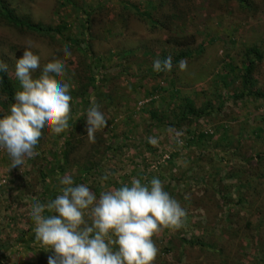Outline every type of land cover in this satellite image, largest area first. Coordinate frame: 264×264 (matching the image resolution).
<instances>
[{
    "label": "rangeland",
    "instance_id": "1",
    "mask_svg": "<svg viewBox=\"0 0 264 264\" xmlns=\"http://www.w3.org/2000/svg\"><path fill=\"white\" fill-rule=\"evenodd\" d=\"M7 1L34 23L56 26L64 20L70 25L66 43L11 27L0 18V60L8 64L14 93L19 89L16 51L28 48L40 56L41 66L53 60L66 66L71 116L84 114L92 98L113 97L106 105L98 103L107 125L95 134L102 149L116 135L115 149L102 167L110 185L96 178L85 183L99 195L133 179L147 184L157 177L186 210L182 227L164 228L153 237L158 249L154 264H264V158L261 163L257 158L264 153V0H248L245 9L234 0H181L177 15L161 0H129L144 9L155 6L152 16L166 28L129 11L124 7L128 0H73V5L66 0ZM100 3L85 29L82 9ZM169 32L194 35L188 39L195 40L190 47L195 54L184 59L185 71L176 65L161 75L153 71V61L179 52L167 42ZM251 47L259 49L262 59L250 94L236 97L244 91L243 66ZM66 49L71 53L67 58ZM186 98L201 113L191 123L179 121ZM13 102L0 83V112L6 114ZM201 131L208 134L203 141L193 135ZM59 142L58 135L45 132L39 157L15 169L0 150V264H48L53 254L35 240L30 213L37 201L48 199L40 169L53 159ZM94 142L85 137L83 149ZM76 169L65 175H79ZM241 197L244 203L238 204ZM198 238L204 247L189 243Z\"/></svg>",
    "mask_w": 264,
    "mask_h": 264
},
{
    "label": "clouds",
    "instance_id": "2",
    "mask_svg": "<svg viewBox=\"0 0 264 264\" xmlns=\"http://www.w3.org/2000/svg\"><path fill=\"white\" fill-rule=\"evenodd\" d=\"M70 55L66 49L64 57ZM40 60L28 48L15 60L19 89L8 112L0 115V150L11 169L35 158L45 132L60 135L69 128L72 96L65 82L66 66L57 60L41 66ZM177 67L185 71L186 60ZM172 69L171 56L153 61L157 73ZM8 71V64L0 60V73ZM83 115L84 132L94 142L95 134L107 125L95 98ZM57 179L58 194L46 203L37 201L30 213L35 240L53 253L48 264H154L158 249L153 237L164 228L179 229L186 217V210L157 177L147 184L133 179L130 185L99 195L86 183L76 184L71 175Z\"/></svg>",
    "mask_w": 264,
    "mask_h": 264
},
{
    "label": "trees",
    "instance_id": "3",
    "mask_svg": "<svg viewBox=\"0 0 264 264\" xmlns=\"http://www.w3.org/2000/svg\"><path fill=\"white\" fill-rule=\"evenodd\" d=\"M69 5H73V0H66ZM229 1V0H227ZM236 1L240 7L247 8L249 5L248 0H234ZM103 2H107V0H103ZM162 3H160L163 7H165L167 4H170V8H173L172 13L174 15H177L181 12V6L184 5L181 4V0H161ZM103 6V3H100L98 6H92L88 10L86 8L82 9V14L87 16L86 23H84L85 29H89L91 27V22H93V17L97 15L96 13L99 12L100 6ZM124 7L127 8L129 11L133 12L135 15L143 18L145 21H151L155 26L158 28H166L165 22L160 20V17L157 19H154L152 16L151 8L156 9L155 6L149 7L147 6L145 9L139 7L138 4H135L131 1H126L124 3ZM173 15V16H174ZM168 16V15H167ZM173 16L170 15V20H173ZM91 17V18H90ZM0 18L5 19L6 23L10 25L11 27H16L20 30H28L31 32H35L39 35L46 36V37H54L58 38L62 41L64 39V42H68V39L70 37H65L66 32L70 30V25L66 23L64 20H62L58 25L51 26V25H45L43 23H34L32 22L28 17L21 16L18 13H16L15 9L11 7L10 3L7 0H0ZM168 17H166L167 19ZM182 31L184 29H181ZM169 35V38L167 39V42L171 43L173 46L177 47L179 52L174 56H172L173 61V67L178 64L180 60H184L186 58L192 57V54L194 56V50L190 48L194 43L195 40L189 41L188 36L190 38H195L194 35H171V32L167 33ZM72 40V39H70ZM76 41V40H73ZM201 47V46H200ZM91 48V46H90ZM26 48H21L16 51V57L20 58L22 56L23 51ZM201 50H204L202 47ZM199 50V52H202ZM197 51V50H196ZM171 56V55H170ZM247 62L243 66L244 72H243V87L244 91L242 95H236V97H245L247 94H250L251 86L254 84L252 81L253 72L255 70V67L257 65V62L262 59V55L260 54V51L257 47H251L249 51H247L246 55ZM169 57V55L164 54L161 57V60L164 58ZM107 63V62H106ZM107 67L105 66V69ZM103 71V70H102ZM234 71V68L232 69ZM105 73H99V76L97 78H103V75ZM161 75L165 74V72H160ZM230 76L231 73L229 72ZM88 79L91 81L97 79L94 76H89ZM0 83L4 89V92L9 96V99L12 101L14 97V90L10 83V77L8 72L7 73H0ZM259 95L262 94V91H259ZM111 95V94H109ZM105 95L103 96L102 101H97L99 104H108L109 102L113 101L112 96ZM184 109L182 110V115L179 116L180 122H186L191 123L194 118L201 113H199L198 109L195 106L194 101L191 99H185ZM85 106L90 107L89 102H85ZM86 109V110H87ZM85 110V112H86ZM202 111V110H201ZM84 112V113H85ZM203 113L205 111H202ZM209 112V111H208ZM210 113V112H209ZM5 114L0 112V115ZM197 115V116H196ZM206 115V114H205ZM153 117H156V114H153ZM84 115H75L71 116L69 119V128L66 132L58 135L60 142L57 147V149L54 151L53 159L51 161H44V163L41 166L40 169V175L42 177V181L44 182V188L46 189V195L48 196V199L46 201H43L41 203H46L50 199H53L58 194V186L59 182L57 177L58 176H64L67 174L68 170L72 169L73 167H76V171L79 172V175L73 177V180L76 184H82L85 183L87 180L91 178L99 179L101 182L103 178L105 177V174L102 171V167L105 163V161L108 158V155L113 151L115 148L112 147V145L115 142L116 135H114L110 143L103 147L102 149V139H96L95 142L92 145H89V149H83L84 143H85V137L86 133L84 132ZM193 135H196V137L199 139V141H203L208 137L207 132L201 131L200 133H194ZM119 144V142L117 143ZM121 147V145L119 146ZM38 150V149H37ZM39 151V150H38ZM39 152H37V155L35 158L39 157ZM258 161L261 163L263 162L264 153L258 154ZM34 159V158H33ZM97 182L98 185H100V182ZM107 184L110 185L109 179L106 180ZM95 190L98 192L100 188H96ZM219 191L218 189H215L213 192ZM241 196V195H240ZM40 202V201H39ZM244 203V199L241 197L239 199L238 204ZM48 213V212H46ZM45 214V213H44ZM194 245H201L202 247L205 246V243L203 242V239L198 238L196 239V242H189ZM168 251V249H166ZM262 258L264 260V249H262ZM164 259V258H163Z\"/></svg>",
    "mask_w": 264,
    "mask_h": 264
}]
</instances>
